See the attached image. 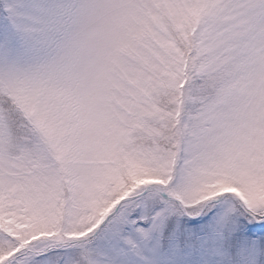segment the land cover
I'll use <instances>...</instances> for the list:
<instances>
[{
	"label": "snow or ice",
	"instance_id": "6c2138e0",
	"mask_svg": "<svg viewBox=\"0 0 264 264\" xmlns=\"http://www.w3.org/2000/svg\"><path fill=\"white\" fill-rule=\"evenodd\" d=\"M0 264H264V0H0Z\"/></svg>",
	"mask_w": 264,
	"mask_h": 264
}]
</instances>
